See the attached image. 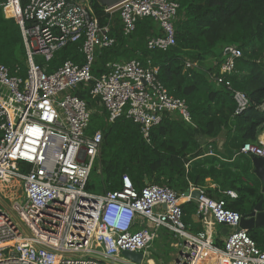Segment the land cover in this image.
<instances>
[{"label": "built area", "instance_id": "obj_1", "mask_svg": "<svg viewBox=\"0 0 264 264\" xmlns=\"http://www.w3.org/2000/svg\"><path fill=\"white\" fill-rule=\"evenodd\" d=\"M1 6L6 17L21 25L28 71L23 78L0 63V185L19 188L10 191L12 204L0 196V264L125 263L122 252L146 254L161 227L182 239L176 264H264V251L246 229L239 230L242 215L227 208L225 197L189 189L200 190L198 214H210L229 228L224 246L218 247L208 231H190L184 221V193L168 185L138 190L125 174L121 189L87 191L103 134L87 133L91 110L69 92L72 87L95 80L91 93L101 99L109 120L127 112L148 141L165 112L190 121L189 106L169 93L156 67L137 59L111 63L109 73L93 77L97 50L114 45L117 37L110 23L100 24L89 0H29L25 6L21 0H1ZM178 8L175 0H123L106 11L119 13L126 36L135 31L138 19L154 18L162 35L149 38L147 46L167 50L176 44ZM26 21L31 25L26 27ZM69 42L82 43L84 62L66 60L50 72L49 62ZM241 56L240 48L226 46L222 74L235 72ZM216 81L230 85L224 75ZM235 99L237 112L248 104L241 91ZM241 152L264 159V143L247 142ZM224 195L239 196L233 189Z\"/></svg>", "mask_w": 264, "mask_h": 264}, {"label": "trees", "instance_id": "obj_2", "mask_svg": "<svg viewBox=\"0 0 264 264\" xmlns=\"http://www.w3.org/2000/svg\"><path fill=\"white\" fill-rule=\"evenodd\" d=\"M28 1L21 3L25 6ZM175 1L179 3L174 21L176 44L160 50L147 46L149 38L162 35L154 18L138 19L135 31L126 36L118 12L111 14L97 0H89L100 24L110 23L117 37L114 45L97 50L93 77L98 79L109 73L114 62L137 59L145 67H156L169 93L187 102L191 120L186 121L176 112H165L160 123L152 127L148 141L127 112L113 122L109 120L101 99L91 93L95 80L72 87L69 92L84 99L91 110L87 133L100 130L103 134L100 159L86 189L96 194L121 189L127 174L138 190L159 184L182 194L191 186L202 187L205 179L212 177L219 188L204 189L205 193L215 199L225 197L227 208L244 216L264 200L262 181L253 171V156L241 152L245 143H259L264 131V0ZM31 23L26 21L25 26ZM81 44L69 42L57 50L48 70L54 71L66 60L83 63ZM228 45L240 48L242 56L236 61L235 72L222 74L224 48ZM0 63L14 75L27 76L28 58L21 25L5 16L1 0ZM220 75L230 85L218 84ZM236 91L248 99L247 106L239 112ZM220 136L225 141L222 150L218 148V155L208 154L207 148L215 145ZM229 189L237 191L238 198L225 196L223 192ZM182 207L188 224L197 212V203L191 199ZM248 234L264 251V226L249 230ZM215 243L224 246L220 239Z\"/></svg>", "mask_w": 264, "mask_h": 264}, {"label": "crops", "instance_id": "obj_3", "mask_svg": "<svg viewBox=\"0 0 264 264\" xmlns=\"http://www.w3.org/2000/svg\"><path fill=\"white\" fill-rule=\"evenodd\" d=\"M212 140L213 139H211L210 141H212ZM224 143H225V141L223 139V136H220L219 138H217V142L215 143V145L211 144L209 146V148H207V153L210 155H216L218 148L220 150H222ZM259 143H264V131L259 135ZM203 144H206V143H203ZM210 149H212L213 153H210ZM217 155H218V153H217ZM222 158L224 160H227L223 156H222ZM253 171H254V168H253ZM2 187L3 186H1L0 188H2ZM192 187H195V186H191L189 189H191ZM198 188H201L203 190L208 189V188L216 189V188H219V184L214 178L208 177L205 179L203 186L198 187ZM191 199L193 200L192 197L189 199L188 196H185V195H184V197H182L183 203H185ZM148 227L153 228V226L150 224L148 225ZM187 227L190 229V231H193V232L199 231L198 229L201 228V231H203V230L208 231L209 233H211L213 235V237L216 240L220 239L223 242L225 241L226 236L229 233L228 232L226 234V232H224V229H223L224 225L215 223V220L213 219V217L210 214H198V212H195L192 214L191 221H190V223L187 224ZM155 241H157V243H160V246L162 248L168 247L169 254L167 256L168 257L167 258V261H168L167 264H176L179 261V259L181 258L182 250H183L182 246H181V241H182L181 238L176 237L174 235V233L166 227H161L157 230V237L152 242L151 246L149 247L148 251L146 252L147 256L153 258V263L157 264L159 261L158 258L149 255L150 249H151V247Z\"/></svg>", "mask_w": 264, "mask_h": 264}, {"label": "water", "instance_id": "obj_4", "mask_svg": "<svg viewBox=\"0 0 264 264\" xmlns=\"http://www.w3.org/2000/svg\"><path fill=\"white\" fill-rule=\"evenodd\" d=\"M80 1H88V0H80ZM102 6L105 7H114L118 5L123 0H97ZM100 159V158H99ZM253 166H254V173L260 178L262 181V192L264 193V159L259 156L252 157ZM185 196H191L194 202H197V198L200 195V190L195 189L192 191L184 192ZM264 200H260L252 212L247 215L241 217L239 230L246 229L247 231L252 230L257 227L264 226ZM224 232L226 234L229 232V228L224 225ZM147 255L144 252H133V251H123L122 258L124 259L125 263H117V264H143Z\"/></svg>", "mask_w": 264, "mask_h": 264}, {"label": "rangeland", "instance_id": "obj_5", "mask_svg": "<svg viewBox=\"0 0 264 264\" xmlns=\"http://www.w3.org/2000/svg\"><path fill=\"white\" fill-rule=\"evenodd\" d=\"M10 191H12V188H7V187L4 188V189L0 188V196L3 198L4 202L7 203V204H12V202L9 200ZM1 206L6 209V206L4 204H1ZM168 254H169L168 247L162 248L160 246V243H157V241H155L153 243L151 249H150V254L149 255L158 258L159 261H158L157 264H167L168 263V261H167ZM145 262H147L148 264H154L153 263V258H151L149 256L146 257Z\"/></svg>", "mask_w": 264, "mask_h": 264}, {"label": "bare ground", "instance_id": "obj_6", "mask_svg": "<svg viewBox=\"0 0 264 264\" xmlns=\"http://www.w3.org/2000/svg\"><path fill=\"white\" fill-rule=\"evenodd\" d=\"M1 186H3L2 188L4 189V188H12V191H15L16 189H19L18 187L16 188L15 186H8V185H1ZM15 188V189H14ZM14 189V190H13ZM143 264H148L147 262H143Z\"/></svg>", "mask_w": 264, "mask_h": 264}]
</instances>
